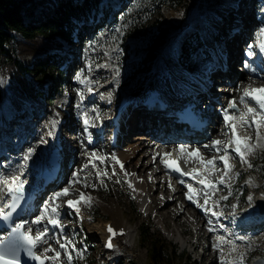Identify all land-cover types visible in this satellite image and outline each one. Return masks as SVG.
<instances>
[{
	"label": "rangeland",
	"instance_id": "rangeland-1",
	"mask_svg": "<svg viewBox=\"0 0 264 264\" xmlns=\"http://www.w3.org/2000/svg\"><path fill=\"white\" fill-rule=\"evenodd\" d=\"M114 1H117V3H115ZM140 1L146 4L147 6H149V9L146 11L147 16H150L151 19H155L157 18V16L162 17V19L165 20L167 27L166 31L162 35H160L161 33L157 26L155 32L156 34L157 32H159L157 35L158 40L155 41L154 43H151L150 45L145 44V48L143 50L144 54H142L141 56L146 57V63L143 64L145 60L139 59L137 56L138 54H134L135 53L134 47L137 46L138 39H136L135 37H128L127 39H125V41H123L122 32H121L125 24L123 21H121L120 19L117 21L118 23L116 29H111L110 28L111 26H106L105 24L103 25L102 29L99 30L98 28L99 27L98 24L100 23L99 14H96L94 18L89 17V19H87L86 21L80 22L81 24L82 23L85 24V26L82 28V34H81L83 40L82 41L78 40V42H74L71 44L66 43L65 49L61 52L63 59L66 60V64L62 66L63 70H65L66 72L63 71V73L61 74L62 79H64V81L61 82V87H60L61 92L57 96L60 98L62 95H64V97L67 98L66 103H68L69 105L65 107H72L75 103L72 88L73 87L75 89L80 88L82 90L83 86H86V85H80V82L76 81L73 78L76 71L80 69H84V72L82 74L83 76H88L89 74H91L90 76L92 77L93 84L96 87H98L100 90L99 94L103 95L111 92L112 95L118 96L121 90L126 89L127 87L134 88L136 85L138 86L140 80L144 75L148 79L149 73L146 74L145 71L147 67H149L151 56L156 52L163 54L167 60L171 59V63L174 64V66L170 64V67L172 65V71H171L172 73L174 69L178 67L176 73L175 72L173 74L170 73V76L172 74L173 79L171 78L169 80V83L165 80V84H166L165 86L168 87V85L170 84L173 86L172 88L173 91L177 89L176 91H180L185 96H188L189 94H192L194 96L195 93H190V91L193 88L195 90V87L197 86H199L198 88H201L202 83L205 87L206 86L205 84L209 80V83L212 86L211 90H207L208 88H205L206 90L204 91L205 94L201 95L202 97H200L199 99L206 98L209 100L210 98L215 97V98H220L221 102H224L222 97L224 96V94L228 92L222 93V90L226 89V87H228L227 86L228 84L230 87L229 89L232 90L233 87L235 88L239 83L244 81L245 78H248L246 77L244 72H241L239 69L235 68V72L237 74H235L232 79H235L236 81L232 83V87H231L230 83H228L229 82L228 79H226L227 75L224 73H220L219 75H211L209 77L206 76V78H201V79L198 78V77H202L198 72L191 73L193 68H195L198 65L199 59L206 60L207 51L205 48L202 47L200 31L198 33V31L196 30V32L194 33V35H196L197 37V42L200 43V47L196 48V50L193 51L192 53V58L194 63L193 66L191 67H182L179 63L176 66V64L173 61V57L167 56L166 55L167 53L165 54L163 53L164 49L158 47L160 41L169 33H171L170 46L175 47V44L179 43V41L182 40V38L183 40L184 39L190 40L192 38V33L195 31L196 28L195 26H199V25L196 22L195 24L192 25L194 26L192 28L188 27L191 26L190 24L186 26L188 19L187 16H189L190 14L194 16L198 8L203 9L208 7V3H210L209 0H194V4L187 11L182 10L180 5L172 6L170 2L171 0H162L166 2L162 3L160 8H157L156 6L150 4L149 1L152 0H140ZM253 1L254 2H252L251 4L252 8L249 16L251 15V17H253V21H254L253 25H254L255 22L257 23L258 20H261V13L259 10L261 8L264 9V0H258L257 2L255 0ZM103 2L101 0L102 5L110 6L114 8L115 11H119L121 14L125 9L126 11H129V9H131L132 11L131 0H105V1L103 0ZM47 7L48 5L46 2L43 1L39 2L38 0L37 3L33 6V10H32L33 14L27 15L26 19L34 20L38 16V14L43 13L44 9ZM158 10L159 12H157ZM238 19L239 18L237 17H231L224 24L225 26L230 25L231 23L235 24L237 23ZM198 21H203V20L201 19ZM209 23L212 24L213 21L210 20ZM256 29L257 28H255L254 30ZM190 34L191 36H189ZM113 37L116 38L114 39ZM125 45H127L126 48V52L128 53L127 59H126V52H124ZM117 49H119L120 51L118 52ZM213 52H215L214 49ZM238 55L241 58L239 49H238ZM117 57H119V59ZM221 59L222 58H215L213 60L214 63L211 62L213 63V66H215L217 70L218 69L221 70V61H222ZM29 61H30L29 57L27 56L23 57L24 63L29 64ZM86 63H90V70L89 67L85 66ZM105 63H107V66H109L111 70L109 71L105 70L104 68ZM227 64L229 67L232 68L231 62L230 63L227 62ZM114 65H118L119 67L120 74L118 78L115 76L116 69L113 67ZM207 66H209V64ZM51 71H53L55 76L58 75V71L56 69L52 68ZM233 71H234V67H233ZM177 73L180 74V77L177 75ZM31 75L32 74L30 73V77ZM47 75H49L48 72ZM48 77L49 76H47V78ZM31 78L33 81L35 80V76ZM117 79L119 81L118 83H117ZM108 80L116 81L115 85H106V82ZM137 86L131 91H134L137 88ZM234 92L233 95L230 92L229 93L231 94L232 97L236 98L237 96L234 95ZM227 95L228 94H226V96ZM2 99H4L7 110L9 112L13 111V108L15 107L6 97V95L3 96ZM100 102H101L100 96H98L95 100L94 99L91 100V103H93V105L100 106ZM216 104H217L216 101L213 100L210 101V104L208 105V109L210 112H212V108L215 109ZM30 107H31L30 112L33 113L32 110L33 106L31 103H28L27 105H24L23 110L17 111L16 114L17 113L20 115H23L25 113L27 114ZM54 108H55L54 104L47 106V110L45 111V113L48 115L51 114ZM110 110H112V107H110V109L104 108L102 116L105 117ZM216 114L218 116V113ZM133 124H135V122H133ZM151 127L154 126L152 125L148 127V129ZM263 128L264 127H261L259 131H261ZM211 131H208L210 137L214 135H221V133L219 132V128L216 129V126L215 128L211 129ZM245 132L249 133L251 137H253L255 133L257 134L256 128L245 129ZM141 133L142 131L139 130L138 131L135 129L131 130V132H129L124 137L125 143L127 145L130 144L134 145L133 143L135 144L137 143V145H139L138 144L139 141L142 140ZM64 134H65V139H67V144L71 148V151L64 161L63 168H68L70 164L74 168H76L78 167V165L82 164L84 160L82 155V153L84 152V144L79 133L77 113H75V108L73 107L71 108L69 122L65 126ZM146 135H148V137L146 138H148L147 140L149 141V143L137 148L136 149L137 151L134 153L132 159L126 162L125 165L127 164L132 165L134 161L135 162L138 161V165L134 169V174L135 175L138 174L137 177H143L142 175L144 174L143 171L144 170L146 171V169L144 168L146 167V164H149L148 167L150 168L147 167V170L149 171V176H151L152 178L149 180H144V184L146 187L152 186L153 189L152 192L145 197V201H150V200L152 201L153 198H155V199H159L160 202L158 204H155V202L153 201V203H151L146 210L142 209L140 205L141 203L137 199V195L134 192V189L130 188L129 185L127 184L126 179L124 177L125 175L123 176L122 172L117 169H115L116 171L115 176L111 175L110 173V169L113 167V160L111 159V154H113V150H110L105 146L102 148L98 147V150L101 151L106 158L105 164L103 166V171H107L109 173V176L101 178L103 179L104 184L99 186L98 185L99 183H96L95 179L89 174V179L87 180L88 187L85 188L83 184L80 182L74 183L70 185V187L76 190L75 194H78L79 189H84L88 193L96 192L97 198H99L103 203L109 204L110 201L118 202L119 206L122 207L121 217L129 219L131 226L136 225L137 230L132 234L133 235L131 238L132 241H130L131 240L130 239L129 244L126 246H123L124 244H121L122 245L121 251L115 252L116 255L115 254H114L115 256L113 255L114 256L113 259L108 261V259H106L105 257L107 253H105L100 247L99 231L102 227L101 225H103V222L105 220L113 218L112 215L106 212L102 207V205L95 200H91L90 204H83V211L85 213H90L91 215H93V220L83 219V221H78L77 219H73V218L68 220L66 217L67 215L64 216L59 209L60 220L70 221L68 224L69 226L67 228L66 227L63 228V231H67L65 235H62L61 233L62 231L60 230L59 227L55 230H52L49 233V235L51 236L50 243H54L55 245L56 240L57 239L60 240L61 237L64 238L68 237L70 238L71 242L75 243V248H72L70 243L69 248L67 250L61 251V257L67 260V264H71L70 262H68L69 251L71 252V255L73 254V252H75L74 255H76L78 260L80 259V261L83 262L89 261V264H130L128 261L125 260L126 257L132 259L136 264H148L147 262L148 260L146 256V246L139 242V234H138L139 229H141L142 226H144L145 224H148L150 226V230L152 231L153 235L159 237L164 241V243L169 248V253L171 257H173L175 260H177L179 256L181 258V255L184 256L186 254L187 251L184 248V246H187V244L186 243L182 244V240L192 239L196 232L195 233L193 232V235L191 233L190 234L191 237L187 236L186 234L182 235L180 233L182 228H186V230L189 231L188 217L190 216L191 208L189 206H186L185 208H183V213L179 215L170 212L171 209L170 206L172 204L176 205V209L183 207L181 202V191L178 189L175 191L177 193L176 194L177 198L173 201L166 196L173 188V182L172 181L168 182L163 178L162 174L158 172L159 168H157L156 166L157 162L154 160L155 156L157 155V152H159L161 149L164 150L165 147L158 146L159 143H161V141L156 139H158L159 137H155V136L152 137V133L150 132L144 133L143 136ZM221 136L224 137V135ZM150 141L151 143L154 141H159V142H155V144L153 143L151 144ZM155 148H157L156 151H154ZM151 150L152 152L149 154ZM263 159H264V140H263L262 148L257 150L256 154L253 155L248 162L244 161V163L242 164L237 163L234 169L235 173H237L241 165L247 167L249 166V164H251V169L256 174V180L249 185H245L244 188L246 193H252L253 197L255 198L262 196L264 191L263 189L264 186L261 187V184H264V170L260 168L258 164L263 162ZM150 160L152 162H150ZM62 176H64L63 178L65 180L67 178V173L65 172ZM238 176L239 177H235V179H234V175L230 176L228 182L226 183L228 186H224V189H222L221 194L228 193V191L230 190L231 183L233 186L232 187L233 190L236 186H240V184H244V182L246 181L245 172H239ZM93 183L97 184L96 188L91 187ZM169 183H171L172 185L171 188L168 187ZM67 184L65 183L63 185L65 186ZM253 184H258L257 187H255L256 189L255 193L252 190ZM48 195L49 193L48 194L43 193L41 199L46 198ZM231 198L235 202H243L245 204L247 203V201L242 197L239 190L233 192ZM59 205L60 203H58V207ZM226 206H227L226 208L229 209L230 207L229 204ZM226 208L223 207L224 210H226ZM161 211L166 213L169 212L168 216L162 218L163 224L156 220L158 217L161 216L160 214ZM61 223H63V221H61ZM167 229L174 231V233L169 234ZM206 233L207 232L205 230L202 231L203 241H206L205 238ZM247 234L248 233L242 234L243 236L250 238L249 242H245L247 241V239H243L245 245L247 246V249L243 252L235 253L231 256L232 259H235L236 264H252L253 260H255L257 257L264 258V228L259 229V231L256 233H250L248 236ZM81 238L82 239L87 238L86 241L87 243L81 244L79 242ZM131 242L132 245L129 246ZM188 247L189 246H187V248ZM77 249H79L80 251H77ZM193 256H196V259L194 260L193 264H202L207 261L209 255L206 253L201 254L200 247H197L193 250ZM228 257H230V255ZM219 258L220 255L218 254L216 259H214L211 264H225V262L219 261Z\"/></svg>",
	"mask_w": 264,
	"mask_h": 264
},
{
	"label": "trees",
	"instance_id": "trees-1",
	"mask_svg": "<svg viewBox=\"0 0 264 264\" xmlns=\"http://www.w3.org/2000/svg\"><path fill=\"white\" fill-rule=\"evenodd\" d=\"M37 1L0 0V75L4 76L7 95L18 110L23 109L26 102L41 98L46 101V105L51 104L52 97L59 91L61 82L64 81L61 76L63 59L60 55L63 41L73 42L82 38V28L85 24L81 27L80 21H86L89 17L94 18L100 3V0H39L46 2L48 7L34 20H27L26 16L33 14V6ZM165 2L149 1L157 8ZM170 2L172 6L180 5L184 11L194 4V0ZM131 3L132 11H124L120 16L116 13L113 21L107 20L110 7H102L100 15L103 22L99 24V28L104 22L112 27L122 19L125 23L121 31L123 40L130 36L136 37L138 44L135 52L140 53L141 59L144 60L145 56L141 55L144 54L145 44L150 45L158 40L159 32L156 34L155 30L158 26L162 35L167 29L166 22L160 16L155 19L147 16L149 6L140 0H131ZM197 44V37L194 34L190 40L181 41L179 60L182 66L188 67L193 64L191 52ZM126 48L127 45L124 48L125 52ZM29 54L33 56L27 65L22 58ZM126 55L128 56L127 52ZM52 68L58 71V75L52 83L44 82L46 73ZM29 73L36 76V83L30 81ZM260 166L264 170V160ZM139 242L146 246L148 264H193L188 256L185 258L179 256L177 260L171 257L168 246L162 239L153 235L148 224L142 226ZM125 260L130 264H136L128 257ZM75 261L77 262L76 258L72 260Z\"/></svg>",
	"mask_w": 264,
	"mask_h": 264
},
{
	"label": "snow or ice",
	"instance_id": "snow-or-ice-1",
	"mask_svg": "<svg viewBox=\"0 0 264 264\" xmlns=\"http://www.w3.org/2000/svg\"><path fill=\"white\" fill-rule=\"evenodd\" d=\"M131 11V9H129ZM257 35L261 37L259 40V49L261 52H264V24H261L260 27L257 29ZM114 39L116 37H113ZM119 52L120 50L117 49ZM107 55V53H106ZM247 55L252 56L254 55L253 51L251 50V47L247 50ZM119 59V57H117ZM107 67V63L104 65ZM246 68L250 67V65L245 62L244 65ZM116 71H115V76L118 78L119 77V67L118 65L113 66ZM90 70V67H89ZM84 69H80L76 71L74 75V79L76 81H79L82 84H88L89 82V77L83 76ZM117 79V83H118ZM88 91H94V88L91 86L88 87ZM76 92L78 95H80V98L83 99V95L81 92L80 88L76 89ZM112 96V93L109 92L107 94V98L110 100ZM247 97H251L259 106V111L257 110L256 107H253L251 104H247L246 111H240L238 113V109L235 103L236 98L231 97L228 100V105L226 108L223 109V120L225 124L228 126L229 130L232 133V138L229 143H225L223 140L219 138H213L211 140V147L213 150L220 152H223V155L217 157H210L207 159L203 158V154L200 152V150L193 149L192 151L188 152L189 156H195L200 158L201 164H204L208 167H215V163L217 159L221 162H223V167L225 173L232 167L229 163V148L234 144V152L239 154V158L241 161H245L246 159V150L249 149V137L247 136H241L237 134V126L238 124L240 125H253L255 126L257 130V136L260 135V128L264 127V85H261L259 87H245L243 89V93L240 97L241 102H245V99ZM229 109H232V111H229ZM83 117V122L85 126L89 125L91 121L88 118V115L86 113L81 114ZM98 115V114H97ZM250 116V119H249ZM55 124V119L53 120V125ZM49 135L52 133L49 132ZM89 140L92 139L91 135L88 137ZM41 142H43V138H41ZM223 145V147H221ZM179 149L181 152H184L187 148L186 145L180 144L178 145ZM207 147V145H206ZM34 152L33 147H28L27 150L24 152L23 155V160L27 161L32 157V154ZM82 155H87L90 157L89 160L85 161L84 164L78 166L75 170L71 172V176L73 179H70L68 181V184L59 188L57 191L51 194L50 197L45 199L40 206V211L39 214L34 215L32 217V220L34 223H41L42 221H46L47 224L57 226L60 229H63V224L61 223L60 220V212H59V207L55 205V201L58 198H64L62 200L63 204H67L71 209L76 210V214L79 215L80 213V207L79 205L81 203L84 204H90L91 203V194L79 190L78 194H75L76 190L70 187V185L80 182L84 185V187H88V182L86 179H81L80 177V171L83 169H86L89 164H91L93 167H95V161H104L105 157L102 155L97 154L96 149H90ZM172 153L171 152H164L163 157H166L163 159V164L166 165L170 169H175L177 172H181L182 169L180 168V165L176 162L174 159H170L168 157H171ZM111 159L117 163L120 164L121 168H123V162L119 160V158L113 153L111 154ZM249 167H251V164H249ZM113 174L115 173V169L112 170ZM194 173H199L200 175H204L203 173H200L199 169H193L191 172H185L184 175L187 176H193L195 178ZM97 177H107L109 176V173L107 171L100 172L97 170L96 172ZM129 174L126 172L125 176L127 178ZM152 177L149 176V179ZM139 179H143L140 177ZM224 177H221V182H223ZM249 182H251V178H249ZM101 183H103V179H101ZM127 183L130 188L134 189V192L140 191V189H135V186L133 184V181L131 179L127 180ZM199 183L205 187H211L215 188L216 184L213 181L208 180L207 176L204 175V178L199 180ZM24 184L25 181L21 176L17 175H12V176H5V175H0V192H7L10 196L11 199L8 202V207L12 210H15L17 208V205L19 203V197L20 193L24 190ZM91 187L96 188L97 184L93 183ZM169 188L172 187L171 183L168 185ZM187 188L189 189L188 192L185 193L187 199L192 200L193 199V186L191 184L187 185ZM163 195V194H161ZM224 199H227L225 196ZM208 196L205 194V205L207 204ZM253 198L251 195L248 197V206L251 208L253 206ZM201 207H204V205H201ZM233 212H235L237 208V204L233 203L231 205ZM205 211H213L211 208H205ZM214 215H222V213L219 212H213ZM11 212L5 210L4 208H0V219L3 220H8L10 218ZM24 221L23 220H17L14 222V227L11 229V233L8 232H3L0 233V264H21L20 261V251L23 248L27 255L31 257L33 260L38 261L39 264H44L45 260H52L55 261V264H61L60 261V256H61V251L67 250L69 248V244L71 243V247L75 248V243L70 241V238L65 237L64 238V243L60 244V251H57L51 244H48L47 247L44 248V252L48 253L49 251L53 252L54 255L48 256V255H39L38 251H36V246L37 244L40 243V241L43 239L45 233L49 232L48 227H44L42 230H36L35 233L33 234L32 229L24 230ZM221 227H224L221 225ZM107 231L111 234L107 238V247H113L112 244V236L117 234V231L122 233L124 231L123 228L120 229H114L111 225L108 226ZM242 239H247V237H241ZM77 251H80L77 249ZM69 256V262H71V252H68ZM223 259V258H222Z\"/></svg>",
	"mask_w": 264,
	"mask_h": 264
},
{
	"label": "bare ground",
	"instance_id": "bare-ground-1",
	"mask_svg": "<svg viewBox=\"0 0 264 264\" xmlns=\"http://www.w3.org/2000/svg\"><path fill=\"white\" fill-rule=\"evenodd\" d=\"M222 1H225V0H209L210 3H208V7H212L213 8L212 9L213 12H209L205 16V18L202 19L203 21H198L199 20L198 17H193L190 14L189 16H187L188 19H187L186 26L190 24L191 26H188V27H194L192 25L197 22V24L199 26H195V27H198L200 30L204 29V31L201 33V35H202V45L205 46V48L211 50L213 55L214 54L216 55L215 58H218V56H219V57L224 58L228 63H230V62L234 61L235 59L239 58L238 49H239L240 45H237V42L239 41V39H242V37L244 36V32L246 33V32L250 31V28L253 25L252 18L248 14V10H249V7H251L252 0H227V5L229 7L221 9V8L218 7V5ZM114 2L117 3V1H114ZM227 5H225V6H227ZM214 12H215L214 24L209 26L208 25V21L206 20V18H209V17L212 18V16H213L212 14ZM231 17L239 18L238 21L236 20L237 23H235V24L231 23L230 25H226L225 28L223 29V31H224L223 35L221 37H217V35H215V29H216L215 27H217L218 25L223 27L224 23L228 19H230ZM245 19H247L246 22H245ZM241 22L244 23V24H241ZM170 36H171V33L167 34L162 40L160 39L161 41L159 40L160 43H159L158 47L164 49L163 53L164 54L167 53L166 54L167 56H170V57L172 56L173 57V61H174V63L177 66L178 65L177 43L176 44L174 43L175 47L170 46L171 45V43H170L171 37ZM213 49H214L215 52H213ZM157 53L158 52L154 53L151 56L149 67L147 68V71L145 73L148 74L150 72L151 61L152 60H154V59H163V60L168 62V67H169V71L170 72L168 74H162V78H163L162 83L164 84L165 80L169 83V80L171 78L173 79L172 74L174 72L175 73L177 72V68L178 67H176L175 69L173 68L174 71L172 73L171 72L172 71V65L174 66V64L171 63V59L167 60L163 54H161V53L157 54ZM212 62L214 63V61H212ZM213 63L210 64L211 68H208L209 66H207V61L205 59H203V60L199 59L198 65L195 68H193L191 73H197L198 72L200 74V76H202V77H198L200 79L201 78H206L207 75H219L220 73H224V74L228 75L229 77H231V79L228 80L229 81L228 83H230V86L232 87V83L236 81L235 79H232L233 76L235 75V73L233 72V66H232V68L231 67L229 69L227 68L226 71L222 72L219 69L217 70L215 68V66H213ZM170 64H172L171 67H170ZM202 68H204V69L201 70ZM188 71H190V70H188ZM234 71H235V67H234ZM170 73H172L171 76H170ZM189 74H190V72H189ZM177 75L180 77V74L177 73ZM142 79L140 80V83H139L140 86L138 84L139 87L137 86V88L133 92L137 93L140 90H143V88H144L143 84L145 85V83L147 82V77L144 75L142 77ZM164 85H166V84H164ZM205 85L206 86L204 87V85L202 83V87H201L202 89L198 88L199 86H197V87H195V90L193 88L190 91V93H195V95H196L195 96L196 97L195 101L198 104H201L203 102L204 103L207 102V104L209 105L210 101H212L211 98L209 100L206 99V98L199 99L200 97H202L201 95L205 94V92H204V91H206L205 88H208L207 90H211L212 86L209 83V80L207 81V83ZM227 86L228 87H226V89L222 90V93L228 92L226 94H229V92H230L231 94H233L234 89L231 90V89H229L230 88L229 85H227ZM215 87H216V85H215ZM167 88H168L167 90L169 91V90H172L173 86L169 84ZM176 90H175V92H176ZM172 93L170 92L169 94H172ZM209 93H210V91H209ZM173 94H175V93H173ZM226 94H224V96L222 97L223 100L227 97ZM221 96H222V94H221ZM170 98L173 99L174 97L170 96ZM171 99H169V100L171 101ZM115 103H114V105H115ZM133 103L134 102H129L128 103V107H127L128 111L127 112L124 109L123 117L121 119V130H122V132H126L127 133V132H131V130L135 129L137 131L139 130V131H143V132H147V133H149V132L152 133V137H154V136L155 137H159L156 140H160L162 138H166L167 140L164 141L165 143H159V145H158V146L165 147L166 149H167V147H166L167 145L166 144H168L167 141H170V143H172L175 140H177L178 144H179V142H183V144L190 143L189 140H181V139L175 137V133H173V130L170 128L169 124H165L164 123V120L166 122V118L164 119V117H163L164 113L163 112H159V114H157V115L163 117V119H164L163 122H161V123H164V124H161L159 122V120H154V118H150L147 114H145L146 111L144 109V106H142L139 103L134 105ZM217 106H216L215 109H218ZM215 109H212V111L215 110ZM53 114H54V118L66 119V112L63 111V110L55 108L53 110ZM212 119H213V122L217 121V119H218L217 114H212ZM150 120L153 121V122H150ZM106 121H107V119H106ZM133 122H135V124H133ZM152 125L154 127H151V128L148 129V127H150ZM214 126H215L214 124H210L209 127H211L210 129H213ZM133 127H135V128H133ZM222 133H224V132H222ZM141 134H142L141 135V139L142 140L139 141V143H138L139 145H137V143L136 144L133 143L134 145H132V144L127 145L125 143V141L122 140L120 142V144H118V146H116L114 149H112L113 153L119 158L120 161L123 162V168H121L120 164L115 162V161H113V167L121 170V172L124 175H125L126 172L129 174L127 176V178L131 179L133 181L135 189H140V191L135 192V193L137 195V199L141 203L140 204L141 208L146 210L147 207H149L150 204L153 203V201L155 202V204H158L160 202L159 199H155V198H153L152 201L150 200L151 202L150 201H145V197L147 195H149L152 192V189H153L152 186H147L146 187L145 184H144V180H149V171L147 170V167H148L149 164H146V167L144 168V169H146V171L145 170L143 171L144 172V174H142L143 175V177H142L143 179L135 178V177L138 176V174H136V175L134 174V169L138 165V161H136V162L134 161L132 163V165H129V164L125 165L126 162H128V161H130L132 159L134 153L137 151L136 150L137 148L149 143V141L147 140L148 138H146V137H148V135L143 136L144 133H141ZM143 138H145V139H143ZM155 142H159V141H154L152 143L155 144ZM150 143H151V141H150ZM174 145H175V143H174ZM165 148H164V150H166ZM156 150H157V148L154 149V151H156ZM161 150H163V149H161ZM25 151L26 150H23L22 153H24ZM151 152H152V150L149 152V154ZM36 158H37V156L35 154H32V157L30 159L31 160H36ZM150 162H152V161L150 160ZM150 162H148V163H150ZM148 168H150V167H148ZM87 172H88V167L86 169L80 171V175H83L84 179H86V180L88 179ZM262 186H264V184H261V187ZM79 190L86 191L84 189H79ZM90 194H91V198H92L91 200H95L98 203H100L102 205V207L104 208V210L112 215V217H113L112 221L114 222L115 225H120L121 223L125 224V222L123 221L124 219L121 217V211H122L121 209H122V207L119 206L118 202H109V204L103 203V202H101V200L99 198H97L96 192L95 193L91 192ZM176 194L177 193L175 191L174 192L170 191L166 196L173 201V200H175L177 198ZM162 199H163V197H162ZM186 206H188V205L185 204L182 208L180 207L179 209H176V205L172 204L170 206V208H171L170 212H172V213H174L176 215L182 214L183 213V208H185ZM168 213L169 212L166 213V212L161 211L160 212L161 216L158 217L156 220L163 224L162 218L168 216ZM194 214L198 215L195 212H194ZM188 219H189V217H188ZM27 225L30 228L37 227V230L42 227L40 224H37V223H34V222H32V223L28 222ZM101 226H102L101 227V229H102L103 225H101ZM182 229H185V228H182ZM200 230H203L202 225H201ZM213 230H214L213 234L216 237H218V240H224L225 239V235H224L223 232L219 231L218 229H213ZM167 231H170V232L174 233V231H172L170 229H167ZM132 233H133V229L129 230V232H127L126 235L122 236V238L123 237L125 238V241L121 242V240H118V243H116L117 248L114 251H112L111 254L121 251V246H122L121 244H124L123 246L128 245L129 242L132 241V239H131ZM101 235L102 234L100 232L99 236H101ZM221 238H224V239H221ZM50 240H51V236L47 233L46 235H44V237L40 241L39 245H41L42 248H45V247H47L48 244H50L49 243ZM235 240H236L235 238L230 239V241L226 240L225 242L222 243L223 244V249L220 248V250L226 251L227 247H225V245H227L229 243H232V248L236 247L237 245H235ZM238 240L240 241L241 239L239 238ZM131 245H132V242H131V244L129 246H131ZM220 246L221 245H219V247ZM214 257H215V255H214ZM211 261H212V259L207 264H211L212 263Z\"/></svg>",
	"mask_w": 264,
	"mask_h": 264
},
{
	"label": "water",
	"instance_id": "water-1",
	"mask_svg": "<svg viewBox=\"0 0 264 264\" xmlns=\"http://www.w3.org/2000/svg\"><path fill=\"white\" fill-rule=\"evenodd\" d=\"M254 264H264V259L259 258L258 260H256V261L254 262Z\"/></svg>",
	"mask_w": 264,
	"mask_h": 264
}]
</instances>
